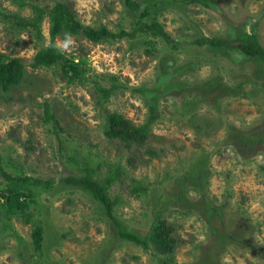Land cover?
<instances>
[{"label": "rangeland", "instance_id": "374dc122", "mask_svg": "<svg viewBox=\"0 0 264 264\" xmlns=\"http://www.w3.org/2000/svg\"><path fill=\"white\" fill-rule=\"evenodd\" d=\"M57 1L83 24L115 33L157 22L173 42L139 34L94 44L62 34L57 47L69 66L32 69L49 42L47 17L37 38L1 13L34 20L35 7ZM130 1L138 8L125 0H0V53L25 65L18 86L0 89L2 166L28 179L0 178V264H264V62L197 43L247 32L264 49V0ZM45 104L53 123L43 119ZM150 106L157 118L145 146L128 150L106 136L110 113L139 126ZM87 163L101 183L123 167L109 190L122 202L115 218L142 239L164 220L175 233L173 255L120 238L89 192L63 184L85 175ZM26 213L43 222L41 253Z\"/></svg>", "mask_w": 264, "mask_h": 264}, {"label": "trees", "instance_id": "16d2710c", "mask_svg": "<svg viewBox=\"0 0 264 264\" xmlns=\"http://www.w3.org/2000/svg\"><path fill=\"white\" fill-rule=\"evenodd\" d=\"M187 2V0H183ZM125 4L131 9H137L138 5L125 0ZM37 17L34 20L21 18L18 16L5 15L1 13L3 21L12 22L19 29H31L37 33V38L42 37L41 24L47 17L49 22V42L41 48L33 58L30 67L32 69L47 68L63 64L69 66V60L59 51L57 47V38L65 34L66 36H81L88 41L99 44L108 40L116 41L124 38L135 39L139 34L141 36H151L161 38L166 43H171L173 40L164 28L157 22H143L137 21L130 31L121 29L120 32L115 33L110 31L107 27H91L83 24L76 15L70 11L65 3L57 1L49 9H40L35 7ZM145 14V13H144ZM142 15L145 16V15ZM200 45H212L215 48L225 49L229 51H240L245 55L250 56L252 59L264 62V49L258 43V39L254 34L242 32L235 38L226 39H208L203 38L197 41ZM151 44V41H148ZM76 72V69H74ZM25 74V65L19 58L10 57L4 53H0V89L7 92L12 88L18 86L23 80ZM105 97L110 94V91L104 90ZM44 121L45 123H53V114L51 113L48 104L44 105ZM150 116L148 120L139 126L134 125L122 115L114 112L105 117V134L111 140H117L123 144L128 150H138L145 146L151 133L152 124L156 121L157 116L155 106L149 107ZM156 156L154 152L149 153ZM132 162V158L127 159ZM94 170L89 167L88 163L84 165L85 175L75 176L68 175L62 179L64 185L72 188H81L91 194L93 199L102 207L107 218L113 222L118 230L120 238L140 246L142 249H147L152 246L158 253L162 255H173L177 246L175 233L171 226L164 220L156 222L150 229L149 234L144 238H140L135 234L127 233L123 230L121 224L115 218L113 212L116 206L121 202V199L115 197L112 199L109 194L110 188L116 181H121L124 174V169L121 165H117L113 170H109L108 176L101 183L91 177ZM0 178L5 181H12L17 183L19 181H28L25 178H16L10 176L2 166V155L0 152ZM35 184H43L42 181L36 180ZM133 189L135 191L141 189L140 193L145 194L144 187L137 180H132ZM28 195L32 197L33 193L27 189ZM23 224L31 227V239L36 253L42 252L43 242V222L34 213H26L21 215ZM163 264H169L163 261Z\"/></svg>", "mask_w": 264, "mask_h": 264}]
</instances>
